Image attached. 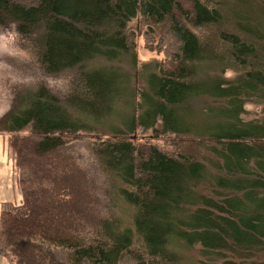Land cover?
I'll use <instances>...</instances> for the list:
<instances>
[{
	"label": "trees",
	"instance_id": "1",
	"mask_svg": "<svg viewBox=\"0 0 264 264\" xmlns=\"http://www.w3.org/2000/svg\"><path fill=\"white\" fill-rule=\"evenodd\" d=\"M136 17L163 59L139 61ZM3 29L69 81L13 86L0 117L22 190L0 212L8 264H191L196 246L264 264V110L246 116L264 103V0H0ZM148 132L208 154L135 141ZM83 137L93 167L70 149Z\"/></svg>",
	"mask_w": 264,
	"mask_h": 264
},
{
	"label": "rangeland",
	"instance_id": "2",
	"mask_svg": "<svg viewBox=\"0 0 264 264\" xmlns=\"http://www.w3.org/2000/svg\"><path fill=\"white\" fill-rule=\"evenodd\" d=\"M129 29L133 33L132 37L135 41L139 61L145 62L152 59H163L164 51L156 49L157 44L161 46L160 33H148L147 25L141 26L138 17L131 20ZM163 48L165 46L163 45ZM44 82L53 90L62 94L68 91L69 81L66 75L60 76H43L38 70L34 59L25 52L18 44L17 39L12 32L8 33L5 29L0 30V117L7 113L13 102V86L29 85L37 82ZM249 114H246L248 119L258 117V114L264 110V103L258 102L248 103ZM147 138L142 139L141 135L135 137V141H148L166 148L167 150H175L179 146L189 145L191 151L197 153L198 157L208 154L205 148L190 145L187 139H181L173 135H159L154 137L151 132L146 133ZM153 136V137H152ZM179 147V148H180ZM178 148V149H179ZM72 152H77L76 156L79 161L86 167H93L88 139L83 137L81 143L72 148ZM77 160V159H76ZM99 185V183H97ZM97 194V193H96ZM22 199V190L17 181V170L14 160L8 150L7 136L0 133V212L4 202H19ZM99 202L103 204V200L98 196ZM102 215L105 213L103 206H100ZM113 213L118 215L125 221V224H130L133 209L125 202L120 201ZM200 246L190 249H179L186 256L191 264H221L220 261H210L199 253ZM0 264H8L6 258L0 254Z\"/></svg>",
	"mask_w": 264,
	"mask_h": 264
}]
</instances>
